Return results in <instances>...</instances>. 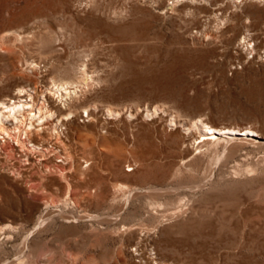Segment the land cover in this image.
<instances>
[{
  "label": "rangeland",
  "instance_id": "1",
  "mask_svg": "<svg viewBox=\"0 0 264 264\" xmlns=\"http://www.w3.org/2000/svg\"><path fill=\"white\" fill-rule=\"evenodd\" d=\"M240 1L0 0V36L18 27L37 36L21 49L14 36L0 41V99L14 72L45 90L76 67L67 145L93 162L84 176L58 163L69 199L67 182L46 172L55 157L41 165L31 155L29 167L1 155L0 264H16L26 237L33 264H142L150 250L174 264H264V149H198L196 129L186 130L199 120L263 129L264 47L249 55L239 41L264 37V2ZM213 13L232 18L218 29Z\"/></svg>",
  "mask_w": 264,
  "mask_h": 264
},
{
  "label": "bare ground",
  "instance_id": "2",
  "mask_svg": "<svg viewBox=\"0 0 264 264\" xmlns=\"http://www.w3.org/2000/svg\"><path fill=\"white\" fill-rule=\"evenodd\" d=\"M256 1L264 2V0ZM232 2L241 3L242 1L232 0ZM4 10L5 12L7 11L6 9ZM7 13H9V11ZM213 18L218 22V29H222L232 17L221 18L218 13H213ZM4 33L6 34L0 36V41L9 36H14L20 49L31 46L37 37L34 32L24 30L23 27H18L16 30L9 29ZM240 46L249 55H260V50L264 47V37L246 31V34L239 41V47ZM1 49L5 52L7 51L6 48ZM253 58L255 57L253 56ZM260 58L263 59L264 56L261 55ZM25 64L32 74H37L41 69L40 64L35 61H26ZM76 71V67L67 70L65 73L67 80H53L51 87L45 90L29 88L28 85L24 86L23 82L26 81L25 72H14L10 76L14 79V82L11 84L13 90H8L3 96L4 98L0 99V157L4 155L6 159H24L22 161L29 167L36 165V161L33 162L30 160L31 155L37 154L40 157V160H38L40 164L41 161H46L48 156L55 157V159L59 161L50 167L45 165V167H47L46 172L48 174H54L59 181L67 182L69 199H71L72 186L65 173L67 168L58 163L68 164L69 168L75 169L80 176H84L87 170L93 165L92 160L88 157L75 158L69 151L67 145L69 133L72 130L75 132L78 127L75 119L77 114L75 111L76 106L74 99H76L75 96L79 93L78 90L80 88L75 85V82L73 83V80L76 79ZM78 71L81 74V78L84 80L87 77L86 68L78 69ZM80 79L79 81H81ZM4 83L5 82L0 80L1 87L5 86ZM248 96V98H250L252 94L248 93ZM64 111L65 113H63ZM158 111L159 107H155L153 111L146 108L145 117L157 115ZM84 112L87 113L86 117L90 118L89 110L85 109ZM104 114L110 119L116 117L118 119L121 115V113L110 107L104 109ZM173 125H176L175 117L170 119V126ZM192 128L196 129V133L198 134V137L195 139L198 149L204 148V146L210 145L211 143H216L217 148L225 144L226 146L236 145V148H239L251 143L264 149V126L262 131H256L251 127H215L212 122L199 120L193 124V127H188L186 130L190 131ZM61 153H63V156H61ZM60 157L62 158L60 159ZM127 167L131 166L128 165ZM13 175L20 177L21 173ZM123 188L125 187L121 184H117L113 187V191ZM160 192H165V190L160 189ZM73 204L76 205L75 202H73ZM48 221V219H41L34 231L44 228ZM29 244L28 237H26L20 245V256L16 258V264H33L29 260L26 251L29 248ZM136 244L138 248H140L141 241ZM132 251L135 252L137 249ZM148 252H150V262L146 261L144 263L143 258H141L139 262L142 264H174L172 262L158 260L157 253H153L152 250Z\"/></svg>",
  "mask_w": 264,
  "mask_h": 264
}]
</instances>
